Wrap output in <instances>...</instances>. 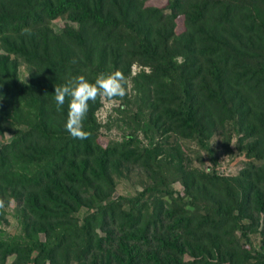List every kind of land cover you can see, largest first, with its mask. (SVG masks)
<instances>
[{
    "label": "trees",
    "instance_id": "1",
    "mask_svg": "<svg viewBox=\"0 0 264 264\" xmlns=\"http://www.w3.org/2000/svg\"><path fill=\"white\" fill-rule=\"evenodd\" d=\"M135 63L158 139L105 138L99 95L86 139L71 137L55 85L128 80ZM234 133L245 159L231 176L194 166L181 142L214 160L210 140ZM133 166L146 186L114 196ZM13 199L21 229L0 239V264H264V0H0V204Z\"/></svg>",
    "mask_w": 264,
    "mask_h": 264
},
{
    "label": "rangeland",
    "instance_id": "2",
    "mask_svg": "<svg viewBox=\"0 0 264 264\" xmlns=\"http://www.w3.org/2000/svg\"><path fill=\"white\" fill-rule=\"evenodd\" d=\"M56 29L64 26V19H57L53 23ZM143 69L149 70L135 63L132 67L131 76L127 80V91L124 97H115L111 100L103 97L102 105L97 111V120L99 122L101 133L108 140L114 143L126 141L130 135L137 137L141 145H149L151 141L158 139L155 131L146 133L143 129L146 120L147 107H144L141 92L134 81V77ZM20 75L23 80L27 78V70L24 65L20 67ZM239 134L234 133L229 145L223 142L220 145L219 136L215 135L209 142L213 151H216V158L213 160L211 152L205 145L199 144L193 140H182L188 150V155L194 158V166L204 167L207 171H216L220 174L231 176L240 172L245 159V151L236 146ZM115 193L114 196L132 197L141 192L147 184L146 175L139 166H133L125 174L114 173ZM172 188L176 191L182 190L180 182H174ZM87 208L83 207L79 211V216L86 213ZM20 207L17 202L9 200L8 204H0V239H12L20 234ZM252 237L258 241V234Z\"/></svg>",
    "mask_w": 264,
    "mask_h": 264
},
{
    "label": "clouds",
    "instance_id": "3",
    "mask_svg": "<svg viewBox=\"0 0 264 264\" xmlns=\"http://www.w3.org/2000/svg\"><path fill=\"white\" fill-rule=\"evenodd\" d=\"M126 91L127 77L118 69L99 73L91 80L80 74L68 78L59 86L55 85L54 102L58 107L63 106L67 98L64 129L71 137L83 140L87 137L83 122L89 110V102L95 101L98 95L109 100L122 98Z\"/></svg>",
    "mask_w": 264,
    "mask_h": 264
}]
</instances>
